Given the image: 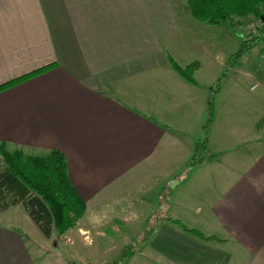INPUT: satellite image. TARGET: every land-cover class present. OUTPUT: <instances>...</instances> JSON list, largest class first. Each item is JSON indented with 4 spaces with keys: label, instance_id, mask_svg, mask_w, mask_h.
Masks as SVG:
<instances>
[{
    "label": "crops",
    "instance_id": "1",
    "mask_svg": "<svg viewBox=\"0 0 264 264\" xmlns=\"http://www.w3.org/2000/svg\"><path fill=\"white\" fill-rule=\"evenodd\" d=\"M189 16L206 24L187 0H0V144L65 155L86 204L71 250L123 232L152 264H264L263 129L216 141L215 120L205 142L219 75ZM24 237L0 226V264H36Z\"/></svg>",
    "mask_w": 264,
    "mask_h": 264
},
{
    "label": "rangeland",
    "instance_id": "2",
    "mask_svg": "<svg viewBox=\"0 0 264 264\" xmlns=\"http://www.w3.org/2000/svg\"><path fill=\"white\" fill-rule=\"evenodd\" d=\"M257 19L256 17H252V19L249 20L247 18L241 24H237V21H235L234 26L225 24L215 28L199 23L191 16L187 19L190 27L195 30L198 37L201 39V45H199L200 50L202 52L203 50H205V52L208 50L214 58L210 61L205 53H203L193 61L204 64L205 67L202 75H208L209 68L211 67L210 62L214 65L215 72H218L219 75V80L216 79L211 86L213 87V122L215 120L218 122L216 141H220L224 138L225 134L223 133L222 126H225L228 121H230V125L236 131L242 126L254 130L258 128L259 130L263 129L264 136V36L255 44L254 48L248 51H242L243 36L240 35L238 30L241 29V32H245L246 29L244 28L247 25V21L249 27L252 28L253 24L256 26ZM256 85L259 87L254 92L252 88ZM229 112L231 113L228 115ZM257 124L259 127L257 126L256 128ZM206 125L207 122L205 123V126ZM210 129L208 131H210ZM234 134L228 132L230 139ZM205 138L206 137H204V139ZM236 140L237 139H235V142ZM244 148L246 147H241L240 149ZM7 149L11 153L15 152V150H10L8 147ZM199 151L201 154L200 156L207 155L205 149ZM24 153L27 156L31 155L26 152ZM4 169L5 164L0 156V170ZM138 223L139 221H134L131 228L139 229V226H137ZM0 226L15 227L24 233L26 236V238H24L28 242L29 251L32 253L36 264L154 263V260H148L141 255V252L144 250L143 244L138 243V239L133 237V235L130 237V240H126V237H123V232L119 234L121 237L114 235L108 236L107 245L110 247V252L107 254L103 252L97 254L94 252L92 253L93 256H89V248L83 245L80 249L71 250L70 248L73 247L70 243V239L63 238L68 233L60 236L54 231L52 236L46 239L21 205L13 206L6 212H0ZM110 241H113V243ZM105 245L106 244H102L103 247H105ZM128 247L133 248L128 251ZM132 251L136 252L135 259L128 255V253Z\"/></svg>",
    "mask_w": 264,
    "mask_h": 264
},
{
    "label": "trees",
    "instance_id": "3",
    "mask_svg": "<svg viewBox=\"0 0 264 264\" xmlns=\"http://www.w3.org/2000/svg\"><path fill=\"white\" fill-rule=\"evenodd\" d=\"M187 2L193 16L211 26L225 24L234 26L235 21L241 24L249 17L259 19L264 16V0H187ZM238 30L243 36L242 51L254 48L264 36V29L259 36L252 34L245 36L241 29ZM172 67L184 80L196 84L194 73L197 66L192 65L183 69L172 61ZM12 85L5 86L0 91ZM212 100L211 95L205 142L214 119ZM199 148L201 150V146H198V150ZM0 156L5 164V169L0 170V212L21 205L48 239L54 231L63 236L77 227L86 214V204L72 184L64 154L52 151L44 156H27L23 151L11 153L6 144H0ZM174 223L181 226L185 232L204 239L200 232L188 229L179 222ZM128 255L131 256L132 253Z\"/></svg>",
    "mask_w": 264,
    "mask_h": 264
},
{
    "label": "built area",
    "instance_id": "4",
    "mask_svg": "<svg viewBox=\"0 0 264 264\" xmlns=\"http://www.w3.org/2000/svg\"><path fill=\"white\" fill-rule=\"evenodd\" d=\"M249 19H252V18H248V20ZM248 26V27H247ZM247 28H248V31H247ZM244 29H246V31L245 32H243L244 33V35L245 36H248V35H250V34H252V35H258V33L259 32H261V30L262 29H264V16L263 17H261V18H259V19H257V25L256 26H254V24L252 25V28L251 27H249V25H248V21H247V25H246V27L244 28ZM258 85H256V86H254L253 88H252V90L253 91H256L257 89H258Z\"/></svg>",
    "mask_w": 264,
    "mask_h": 264
}]
</instances>
